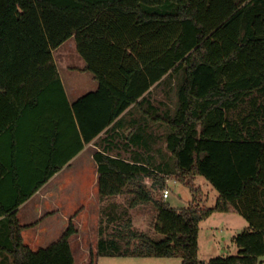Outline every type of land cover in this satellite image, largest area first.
Returning a JSON list of instances; mask_svg holds the SVG:
<instances>
[{
    "label": "trees",
    "instance_id": "obj_1",
    "mask_svg": "<svg viewBox=\"0 0 264 264\" xmlns=\"http://www.w3.org/2000/svg\"><path fill=\"white\" fill-rule=\"evenodd\" d=\"M73 35L81 71L92 74L97 88L68 103L52 51ZM161 81L172 84L176 98L174 109L157 106L154 116L166 129L171 165L151 169L93 154L99 200L131 193L132 203H151L158 237L135 232L111 203L106 218L115 223L100 221L96 257L258 264L264 140L256 118L248 122L242 112L245 98L264 97V0H0V227L8 240L0 252L11 264L74 263L71 223L56 241L31 250L22 242L17 209ZM253 106L264 115V104ZM167 175L189 188L186 206L171 207L142 184L161 190ZM196 177L218 194L212 207L199 206ZM216 212L237 213L248 225L233 237L235 254L201 262L199 223Z\"/></svg>",
    "mask_w": 264,
    "mask_h": 264
},
{
    "label": "rangeland",
    "instance_id": "obj_2",
    "mask_svg": "<svg viewBox=\"0 0 264 264\" xmlns=\"http://www.w3.org/2000/svg\"><path fill=\"white\" fill-rule=\"evenodd\" d=\"M57 51L54 53V59L58 66L60 76L65 81L66 86H70L75 80L78 81L81 77L73 68L79 67L77 63L79 61L82 63V58L76 51L73 39L67 41L65 46L60 51ZM153 96L157 101L161 100L170 110L174 109L176 99L175 91L174 89L169 90L166 84L161 83L158 85L153 90ZM70 97L73 99V94ZM161 109L163 108L161 107ZM156 125L159 129L157 132H162L161 125ZM93 152L94 149H91L90 152L86 153L81 159L75 161L70 168L66 169L62 175L55 177L49 192H46V194L38 192L32 201L33 208L36 209L40 206L39 203H41L42 198H44L43 202L49 205L47 206L49 208L48 210L56 206L67 210V212H42L41 214L44 213V216H46L47 213H63L66 216L65 224L71 223L73 225L76 231L70 236L68 241L74 257V264H88L89 262L90 264H181V260L178 257L162 258L128 255L96 257L95 250L100 221L102 222V226L106 225L108 228H111L115 223V221L109 222L106 218V211L109 208L108 204L115 203L117 213H123L125 211L126 216L124 218L129 217L131 227L135 232L144 233L152 238H157L158 235L153 229L156 212L151 203H132L133 195L131 193H124L111 197L108 200L100 201L96 194L91 195L88 191V195H86L76 190V188H80L77 184L80 179L87 177L88 180H91L95 176L93 164L87 165V161ZM156 156L157 164L165 162L171 165L172 161L167 151L157 152ZM81 163L87 166L84 167ZM142 184H144L152 195L162 200V190L167 188L170 194L164 200L174 208L186 206L192 198L189 188L175 181L174 177L170 175L165 176V185L161 190L153 189L145 180ZM194 186L200 187L203 193V201L199 203V206L212 207L215 203L214 193L216 194V192L214 189L202 177H196ZM44 194L46 197H44ZM196 197L198 198L199 195L197 194ZM207 197L208 200H206ZM102 210L103 212H101ZM26 213L30 214L34 220L36 216L34 210L33 212ZM247 225V222L234 212H216L202 220L199 223L198 232L199 260L206 262L210 258L235 254L237 248L233 243V237L242 232ZM258 264H264V256L258 259Z\"/></svg>",
    "mask_w": 264,
    "mask_h": 264
},
{
    "label": "crops",
    "instance_id": "obj_3",
    "mask_svg": "<svg viewBox=\"0 0 264 264\" xmlns=\"http://www.w3.org/2000/svg\"><path fill=\"white\" fill-rule=\"evenodd\" d=\"M70 39H73L76 48L75 38L73 35L65 42H63L59 47H57L52 51L53 59H54V53L57 50L60 51L65 46V43ZM77 64L79 65V67L73 68V70L77 71L81 75V77L79 78L78 81L75 80L70 86L68 85L66 86L65 81L60 76L59 69L56 64L59 78L61 80L68 103H72L75 99H77L81 95L87 92L94 91L97 88V82L93 78L92 74L88 71H81V69L85 65L83 59H82V63L79 61V63ZM165 79H166V75L163 77L162 81L164 82ZM162 81L158 84L157 83L153 84L144 93L143 96H145V98H143L142 96L138 99L141 100L143 98L141 103H135L130 107H128L97 137H95L88 144H85L83 148L73 158H71L59 171L54 173L46 181V183H44L30 198H28L25 202L19 205L17 209V220L21 226H24V228L21 229L20 231L23 244L28 246L31 250L44 248L48 246L50 243L56 241L60 237V235L66 230L69 223L67 225L65 224L66 216L63 213L60 214L47 213L46 216H44L45 215L44 213L43 214L41 213L67 212V210H63L58 206L52 207L50 208V210H48L49 208H47V206L49 205L43 202L44 198H42L41 203H39L40 206H38L36 209L33 208L32 201L34 196L38 192H42L45 194L46 192H49L51 185L54 183L55 177H57L58 175H62L66 169L70 168V166L75 161L81 159V157L84 156L86 153L90 152L91 149H94V152L92 153L91 157H89L90 159L87 161L88 162L87 165L93 164L95 170V176L91 180H88L87 177L80 179L79 183H77L78 187L80 188H76V190L86 195H88V191L91 195L96 194L98 200H99V196L97 189V171H96V164L93 160V154L95 152L103 151V153L111 157H117L130 162L141 163L142 165L147 166L148 168L155 169L157 165L156 163L157 152L166 151L165 141H164L166 129L165 127L161 126L160 128H162L163 131L157 132V130L159 129L157 128L156 125L157 122L154 119L157 106H160V108L162 107L163 108L162 110H165L167 108L161 100L157 101L153 96V90L158 85H160ZM166 86L170 90L172 84L171 85L166 84ZM71 94H73L74 96L73 99L70 97ZM252 103H256V105H259L260 103L264 104V97L251 96L245 98L243 101L244 111L242 112V116L248 122L253 121L256 118L260 130L259 133L262 135L261 139L264 140V127H263L264 125L262 122L264 120L263 111L261 110V112L257 114L255 106L250 107L252 106ZM230 115L233 118L238 119L240 113L238 111H234ZM251 129L254 130V127H251ZM81 164L84 167L87 166L84 163ZM45 194L44 197H46ZM217 195H218L217 193L216 194L214 193L215 201L217 199ZM206 200H208V197ZM30 208L31 210H29ZM33 210L36 215L34 220L31 218L30 214L26 213V212H33ZM7 244H8V240L6 238L5 228L0 227V245L5 246ZM0 264H11L10 256H8L4 252H0Z\"/></svg>",
    "mask_w": 264,
    "mask_h": 264
},
{
    "label": "built area",
    "instance_id": "obj_4",
    "mask_svg": "<svg viewBox=\"0 0 264 264\" xmlns=\"http://www.w3.org/2000/svg\"><path fill=\"white\" fill-rule=\"evenodd\" d=\"M169 194H170L169 190L167 188H164L162 190L161 196H162L163 199H167L169 197Z\"/></svg>",
    "mask_w": 264,
    "mask_h": 264
}]
</instances>
